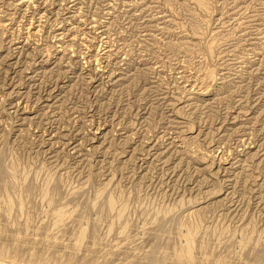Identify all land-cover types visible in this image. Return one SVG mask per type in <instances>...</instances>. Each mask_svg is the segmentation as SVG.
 <instances>
[{"label": "rangeland", "instance_id": "obj_1", "mask_svg": "<svg viewBox=\"0 0 264 264\" xmlns=\"http://www.w3.org/2000/svg\"><path fill=\"white\" fill-rule=\"evenodd\" d=\"M0 264H264V0H0Z\"/></svg>", "mask_w": 264, "mask_h": 264}, {"label": "bare ground", "instance_id": "obj_2", "mask_svg": "<svg viewBox=\"0 0 264 264\" xmlns=\"http://www.w3.org/2000/svg\"><path fill=\"white\" fill-rule=\"evenodd\" d=\"M34 7V6H33ZM98 51V50H97ZM189 200V199H188ZM188 204V203H187ZM194 215V214H193ZM190 232V231H189Z\"/></svg>", "mask_w": 264, "mask_h": 264}]
</instances>
